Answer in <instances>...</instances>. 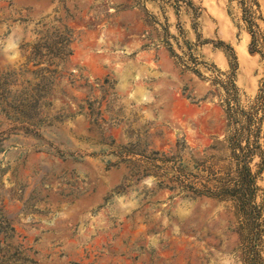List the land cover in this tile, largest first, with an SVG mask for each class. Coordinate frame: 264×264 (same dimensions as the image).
I'll return each instance as SVG.
<instances>
[{
	"label": "rangeland",
	"instance_id": "obj_1",
	"mask_svg": "<svg viewBox=\"0 0 264 264\" xmlns=\"http://www.w3.org/2000/svg\"><path fill=\"white\" fill-rule=\"evenodd\" d=\"M135 8L155 30L142 45L188 76L160 108L72 55L81 31L114 34ZM240 126L260 153L249 219L185 188L233 175ZM138 261L264 264V0H0V264Z\"/></svg>",
	"mask_w": 264,
	"mask_h": 264
},
{
	"label": "crops",
	"instance_id": "obj_2",
	"mask_svg": "<svg viewBox=\"0 0 264 264\" xmlns=\"http://www.w3.org/2000/svg\"><path fill=\"white\" fill-rule=\"evenodd\" d=\"M124 15L125 12H119L112 21L116 27L114 34L103 33L102 24L97 25L91 35L86 30L81 31L80 37H77V50L72 55L74 59H80L87 78L108 77L114 82L117 95L121 98L134 100L136 105L145 103L149 107L160 108L162 100H173L175 92L188 76L178 72L164 48L142 45L143 32L149 30L150 36L155 34L145 21L142 10L135 8L128 12L133 17L131 21ZM245 41L242 37L238 44L241 52ZM207 57L223 64L219 52L208 53ZM155 112L151 111L152 114Z\"/></svg>",
	"mask_w": 264,
	"mask_h": 264
},
{
	"label": "trees",
	"instance_id": "obj_3",
	"mask_svg": "<svg viewBox=\"0 0 264 264\" xmlns=\"http://www.w3.org/2000/svg\"><path fill=\"white\" fill-rule=\"evenodd\" d=\"M251 44L252 42H250ZM246 115L248 116L247 120H249L250 114L246 113ZM227 117L231 122L234 121L230 114ZM231 129L226 135V140L230 149V158L234 163L233 175L228 178H216L214 185H207V182H203L199 188L191 184L186 185L185 188L196 194L232 199L240 212L243 213L245 219H249L255 208L251 201L255 189L254 180L256 173L250 171L248 162L254 154L258 153L260 155L259 144L256 139L249 141L247 138L243 144L240 143L241 132L251 131L248 126L232 127Z\"/></svg>",
	"mask_w": 264,
	"mask_h": 264
}]
</instances>
